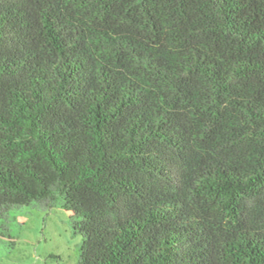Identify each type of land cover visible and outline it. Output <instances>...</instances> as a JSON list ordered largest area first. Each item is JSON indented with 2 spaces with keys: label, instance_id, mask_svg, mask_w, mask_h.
I'll return each instance as SVG.
<instances>
[{
  "label": "trees",
  "instance_id": "16d2710c",
  "mask_svg": "<svg viewBox=\"0 0 264 264\" xmlns=\"http://www.w3.org/2000/svg\"><path fill=\"white\" fill-rule=\"evenodd\" d=\"M34 202L79 264H264V0H0V214Z\"/></svg>",
  "mask_w": 264,
  "mask_h": 264
},
{
  "label": "rangeland",
  "instance_id": "374dc122",
  "mask_svg": "<svg viewBox=\"0 0 264 264\" xmlns=\"http://www.w3.org/2000/svg\"><path fill=\"white\" fill-rule=\"evenodd\" d=\"M60 204L34 202L0 214V264H79L83 237Z\"/></svg>",
  "mask_w": 264,
  "mask_h": 264
}]
</instances>
